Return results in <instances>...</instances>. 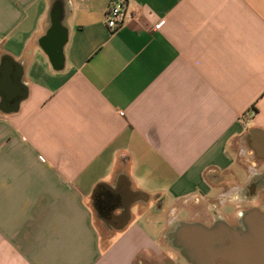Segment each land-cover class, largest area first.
<instances>
[{"label":"crops","instance_id":"0c3cea01","mask_svg":"<svg viewBox=\"0 0 264 264\" xmlns=\"http://www.w3.org/2000/svg\"><path fill=\"white\" fill-rule=\"evenodd\" d=\"M110 1L0 0V264H234L264 236V0H127L114 32Z\"/></svg>","mask_w":264,"mask_h":264},{"label":"built area","instance_id":"2783aa9c","mask_svg":"<svg viewBox=\"0 0 264 264\" xmlns=\"http://www.w3.org/2000/svg\"><path fill=\"white\" fill-rule=\"evenodd\" d=\"M105 16L107 26L111 32L122 27L131 16L127 0H111L107 6Z\"/></svg>","mask_w":264,"mask_h":264},{"label":"water","instance_id":"95a60500","mask_svg":"<svg viewBox=\"0 0 264 264\" xmlns=\"http://www.w3.org/2000/svg\"><path fill=\"white\" fill-rule=\"evenodd\" d=\"M54 48L57 50L58 46H55ZM249 240L252 242H259L262 246L259 247V249L248 248L246 251H242L241 255L232 249L231 251L233 252H231V254L234 256V264H264V236L251 238Z\"/></svg>","mask_w":264,"mask_h":264},{"label":"flooded vegetation","instance_id":"af4514ba","mask_svg":"<svg viewBox=\"0 0 264 264\" xmlns=\"http://www.w3.org/2000/svg\"><path fill=\"white\" fill-rule=\"evenodd\" d=\"M238 193L241 196V189L238 190ZM240 217H241V213H240ZM234 241H235V239L233 238V236H231L230 237V244L234 243ZM186 243H187L186 246L189 247V243L188 242H186Z\"/></svg>","mask_w":264,"mask_h":264}]
</instances>
